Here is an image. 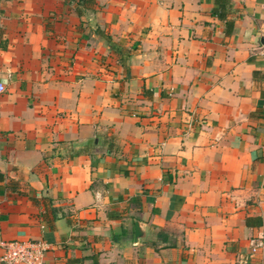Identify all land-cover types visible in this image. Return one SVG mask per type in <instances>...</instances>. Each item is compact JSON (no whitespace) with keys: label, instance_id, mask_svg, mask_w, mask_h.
<instances>
[{"label":"crops","instance_id":"1","mask_svg":"<svg viewBox=\"0 0 264 264\" xmlns=\"http://www.w3.org/2000/svg\"><path fill=\"white\" fill-rule=\"evenodd\" d=\"M92 1L0 0V264H264V0Z\"/></svg>","mask_w":264,"mask_h":264},{"label":"built area","instance_id":"2","mask_svg":"<svg viewBox=\"0 0 264 264\" xmlns=\"http://www.w3.org/2000/svg\"><path fill=\"white\" fill-rule=\"evenodd\" d=\"M257 54L261 58L262 68L264 70V45L257 47ZM3 89L0 85V91ZM263 237L250 239L248 241L249 253H255L263 247ZM4 252L1 259L9 264H41L43 253L49 245L43 240H26V241H6L1 243Z\"/></svg>","mask_w":264,"mask_h":264},{"label":"trees","instance_id":"3","mask_svg":"<svg viewBox=\"0 0 264 264\" xmlns=\"http://www.w3.org/2000/svg\"><path fill=\"white\" fill-rule=\"evenodd\" d=\"M76 4L79 6H89L93 4L92 0H75ZM214 2V7L211 10V14L217 16L220 19H223L224 21V27H225V32L227 34L230 33L233 27V18H227V14L231 13L230 10V0H213ZM77 12H79V9H77ZM95 32L97 35L103 38L104 42L108 45V47L111 50H114L115 52L118 53V59L119 62L123 64V61L125 60V57L129 53V48L123 45H120L119 43L114 42L109 35L104 33L102 29H99L98 27L95 28ZM5 45L3 44L1 48H4ZM3 179L2 175L0 174V181ZM11 185V190H14L15 185ZM247 224L251 223V219L247 218L246 219Z\"/></svg>","mask_w":264,"mask_h":264},{"label":"water","instance_id":"4","mask_svg":"<svg viewBox=\"0 0 264 264\" xmlns=\"http://www.w3.org/2000/svg\"><path fill=\"white\" fill-rule=\"evenodd\" d=\"M259 42L264 45V38L260 37ZM133 232H134L133 238H134V240H136L137 236L139 235V230H138L136 222L134 223Z\"/></svg>","mask_w":264,"mask_h":264}]
</instances>
